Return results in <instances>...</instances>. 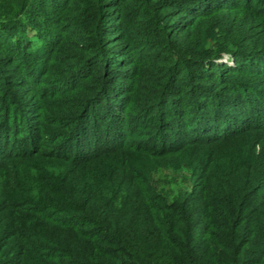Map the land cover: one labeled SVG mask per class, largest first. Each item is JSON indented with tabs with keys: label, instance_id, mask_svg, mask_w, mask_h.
<instances>
[{
	"label": "trees",
	"instance_id": "1",
	"mask_svg": "<svg viewBox=\"0 0 264 264\" xmlns=\"http://www.w3.org/2000/svg\"><path fill=\"white\" fill-rule=\"evenodd\" d=\"M0 264H264V0H0Z\"/></svg>",
	"mask_w": 264,
	"mask_h": 264
},
{
	"label": "rangeland",
	"instance_id": "2",
	"mask_svg": "<svg viewBox=\"0 0 264 264\" xmlns=\"http://www.w3.org/2000/svg\"><path fill=\"white\" fill-rule=\"evenodd\" d=\"M151 182L158 191L173 196L182 192L187 187L189 180L183 171L159 167L152 172Z\"/></svg>",
	"mask_w": 264,
	"mask_h": 264
}]
</instances>
